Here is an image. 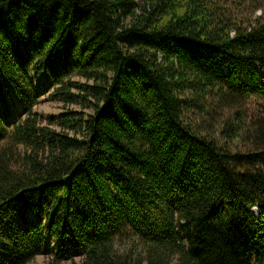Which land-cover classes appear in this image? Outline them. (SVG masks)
Segmentation results:
<instances>
[{"label": "trees", "instance_id": "16d2710c", "mask_svg": "<svg viewBox=\"0 0 264 264\" xmlns=\"http://www.w3.org/2000/svg\"><path fill=\"white\" fill-rule=\"evenodd\" d=\"M247 2L0 0V264L48 239L80 264H264V5ZM40 77L92 113L43 125ZM196 109L234 110L247 149Z\"/></svg>", "mask_w": 264, "mask_h": 264}, {"label": "rangeland", "instance_id": "374dc122", "mask_svg": "<svg viewBox=\"0 0 264 264\" xmlns=\"http://www.w3.org/2000/svg\"><path fill=\"white\" fill-rule=\"evenodd\" d=\"M138 3H141L142 0H136ZM247 0H243V5H239V8L242 9ZM264 5V0H250V5H245V11L248 13V16L252 19L263 14L261 6ZM237 5H234L236 7ZM238 15H241L243 12L236 11ZM76 81H83L82 79L76 77L74 78ZM34 88L36 91H39L40 98L39 103L35 107L34 111L39 115L42 120L43 125L47 124L48 119L56 118L61 113L66 111H83L86 114H91L92 110L90 109H81L78 105H67L62 102L56 101L52 98L53 90L48 88V81L44 77L34 79ZM6 106L8 108V112L13 114L14 116L21 115L25 116L23 113L22 107L18 101V99L14 96V94L8 90L6 92ZM257 105L258 102L256 100L250 99L244 101L242 103V116H252L257 113ZM235 111L229 110L228 112H215L212 113V119L210 122L208 118H202L199 109L194 111V114L191 115V119L193 122H196L197 125L200 126L203 132L210 133L214 138L221 141L225 145H229L235 149L245 150L247 149V143H245L241 138H236V117ZM73 133V132H72ZM136 244V243H135ZM131 242H127V247H131ZM57 252L55 250L54 241L52 239H48V246L46 247L43 254H40L34 258L28 264H80L82 259L80 257L75 256L74 260H63L61 258L57 259Z\"/></svg>", "mask_w": 264, "mask_h": 264}]
</instances>
